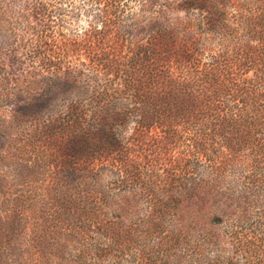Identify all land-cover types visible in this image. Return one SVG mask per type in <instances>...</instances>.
I'll use <instances>...</instances> for the list:
<instances>
[{"label": "trees", "instance_id": "trees-1", "mask_svg": "<svg viewBox=\"0 0 264 264\" xmlns=\"http://www.w3.org/2000/svg\"><path fill=\"white\" fill-rule=\"evenodd\" d=\"M86 1L0 0V264H264V0Z\"/></svg>", "mask_w": 264, "mask_h": 264}, {"label": "rangeland", "instance_id": "rangeland-1", "mask_svg": "<svg viewBox=\"0 0 264 264\" xmlns=\"http://www.w3.org/2000/svg\"><path fill=\"white\" fill-rule=\"evenodd\" d=\"M72 1L74 2L75 6L79 7L81 9V11H83V13H64V15H66L65 17H66V21H67L65 24V29L67 31L68 30L69 31L74 30L77 32L82 31L87 27V25L90 21V17H92L93 15H95L97 13H93V12H95L94 11L95 7H93L86 0H72ZM146 1L147 2H149V1L153 2V4L147 8L148 12L142 10L143 9L142 5ZM166 1H169V0H118V2L115 4V8H114L117 11V13H114V15L122 18L121 28L124 30V29H127V27H129L128 25L130 24L131 16L145 15L144 17L147 19L145 21L148 22V18H152L151 14H153V13L154 14L155 13H176L178 15L186 13L185 11L173 12L174 9H167V6H166L167 2ZM171 1H174V0H171ZM176 1L179 2L180 0H176ZM194 13H196V12H194ZM1 47H3V46H1ZM2 61H5V63H7L8 58L6 60H3V58L0 57V62H2ZM74 70L75 71L73 73L77 77L79 85L82 88H84V87L85 88H91V86H90L91 82L88 80V77H87L89 74V71H90V67L75 66ZM2 160L3 159L0 156V175L5 173V171L8 172V170L5 169V166L7 168H9V172H8L7 176L12 175V172L15 170V167H14V169L10 168V166L7 165L8 162H4ZM15 160H17V159H15ZM31 161L34 163V160H31ZM32 178L36 179V182H33V185H32V188H35V186L40 182V179H39V176L36 175L34 173V171L32 170V168L30 167L27 169L25 177L19 178L18 181L30 180ZM27 187L30 188V186H27ZM8 236H6L5 231H0V247L5 242V240H3V239L8 237Z\"/></svg>", "mask_w": 264, "mask_h": 264}]
</instances>
